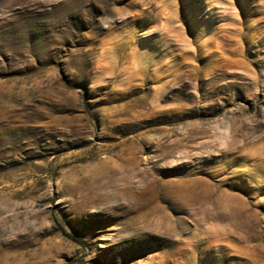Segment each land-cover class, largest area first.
I'll list each match as a JSON object with an SVG mask.
<instances>
[{"label":"rangeland","instance_id":"1","mask_svg":"<svg viewBox=\"0 0 264 264\" xmlns=\"http://www.w3.org/2000/svg\"><path fill=\"white\" fill-rule=\"evenodd\" d=\"M213 225L243 241L200 264H264V0H0V264H161Z\"/></svg>","mask_w":264,"mask_h":264},{"label":"bare ground","instance_id":"2","mask_svg":"<svg viewBox=\"0 0 264 264\" xmlns=\"http://www.w3.org/2000/svg\"><path fill=\"white\" fill-rule=\"evenodd\" d=\"M205 204H207V206L204 208L203 206H205ZM197 208L200 209V211H203L204 217L211 216L212 218L217 217V218L227 219L230 221L231 225L234 226L236 229L245 228L247 226V221H249L248 219L250 216L249 204L247 203L236 204L229 197L223 199H215L214 197L213 198L209 197V199L201 201L200 205H198ZM160 226L163 227L164 229L166 227L165 221L161 222ZM205 233H207L206 237H200L196 233L197 235H194L196 236L195 239L186 242L187 244L183 248L181 247L180 251H178L179 249L178 250L176 249L177 250L176 255L180 257L179 260L177 259L173 260L170 258L171 261L170 260L168 262L163 261V263L161 264H198L202 259L201 253L203 252H207V260L211 259V255L213 254L223 255L226 253L228 246L221 244V241L223 240L222 238L224 236H226L227 239L231 238L236 243L243 241L240 235H233V233L229 229H225L223 227L216 225H213V227L210 228H206ZM231 239L230 242L232 241ZM232 250H234L233 255H235L236 257H240V254L242 256V253H245L244 250L246 249L243 250V248H241L240 246L235 245ZM227 252L230 253V251Z\"/></svg>","mask_w":264,"mask_h":264},{"label":"trees","instance_id":"3","mask_svg":"<svg viewBox=\"0 0 264 264\" xmlns=\"http://www.w3.org/2000/svg\"><path fill=\"white\" fill-rule=\"evenodd\" d=\"M63 235L67 236V237H72L68 232H66L64 229L61 230ZM74 238V237H73ZM76 239V238H74Z\"/></svg>","mask_w":264,"mask_h":264}]
</instances>
